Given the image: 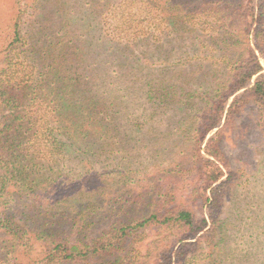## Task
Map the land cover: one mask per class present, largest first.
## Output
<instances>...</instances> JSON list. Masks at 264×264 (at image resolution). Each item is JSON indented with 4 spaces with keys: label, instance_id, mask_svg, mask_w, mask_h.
<instances>
[{
    "label": "trees",
    "instance_id": "16d2710c",
    "mask_svg": "<svg viewBox=\"0 0 264 264\" xmlns=\"http://www.w3.org/2000/svg\"><path fill=\"white\" fill-rule=\"evenodd\" d=\"M207 2L0 0V264H264V0Z\"/></svg>",
    "mask_w": 264,
    "mask_h": 264
},
{
    "label": "rangeland",
    "instance_id": "374dc122",
    "mask_svg": "<svg viewBox=\"0 0 264 264\" xmlns=\"http://www.w3.org/2000/svg\"><path fill=\"white\" fill-rule=\"evenodd\" d=\"M203 1H208L207 2V4H206V6L208 7V8H210L211 6H212V4H214L213 2H221L222 0H202V2ZM223 1H226V0H223ZM230 1H234V0H230ZM9 2V1H8ZM7 2V3H8ZM6 3V2H5ZM6 3V4H7ZM206 19V16L205 15H202V20H205ZM259 56H262V55H259ZM261 59H262V57H261ZM263 62V61H262ZM262 74H264V71L262 72ZM243 135L244 134H241L240 133V135H239V137H238V139L237 140H240V141H243L242 143H241V145H240V147H239V149H241L242 151L240 152L242 155H243V157H241V158H244L243 160H246V164L248 165V166H251L252 167V172L253 173H256V171L254 170L253 171V166H255V164L254 163H252V160H251V157H249V155H245L244 153H243V150H245V148L248 146V143H252V141H249V138H250V136L251 137H253V134L251 133V134H249V132L246 134V135H244V137H243ZM242 136V137H241ZM244 141H245V143H244ZM259 148H262V145H259L258 146ZM254 148L253 147H251V150H253ZM251 155V154H250ZM260 155V157H262V155H261V153L259 154ZM259 157V158H260ZM259 158L257 157V160H259ZM262 159V161H263V158H261ZM264 162V161H263ZM251 172H248V173H246V172H244V175H241L240 176V178H243V179H241L240 180V183H242V184H240V187H239V189H237V191H239V194L241 193V192H246V186H245V184H247L248 183V185L249 186H252L251 184H249V181H248V179H250L252 176H251V174H250ZM250 177V178H249ZM247 182V183H246ZM253 184V183H252ZM256 184H258V185H256ZM253 185H256V187L254 186L253 188H257L258 186H259V182H254V184ZM258 190L260 189V187H258L257 188ZM246 194V193H245Z\"/></svg>",
    "mask_w": 264,
    "mask_h": 264
}]
</instances>
